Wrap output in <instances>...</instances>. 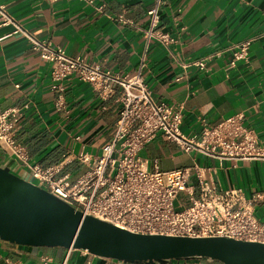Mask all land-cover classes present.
I'll list each match as a JSON object with an SVG mask.
<instances>
[{"label":"crops","instance_id":"crops-1","mask_svg":"<svg viewBox=\"0 0 264 264\" xmlns=\"http://www.w3.org/2000/svg\"><path fill=\"white\" fill-rule=\"evenodd\" d=\"M150 5V0H95L93 6L81 0H0V6H5L26 34L61 46L72 58L80 57L102 71L122 73L127 79L143 65L142 76L157 100L183 104V129L195 132L199 119L215 125L244 112L245 125L264 152V0H165L161 28L175 41L169 47L153 41L145 51V36L139 29L147 25ZM119 16L135 26L119 22ZM13 30V26H0V108L27 106L13 119L16 141L27 148L33 163L43 167L61 161L67 150L100 154L114 133L120 88L115 87L112 97L103 101L89 84L71 78L65 84L66 118L53 107L51 63L32 50L29 38L22 33L12 35ZM247 40H253L248 61L238 63L225 78L231 59L228 50ZM216 52L221 55L213 61L211 72L190 71L177 81L183 59ZM141 156L164 172L193 165L176 144L161 137L147 143ZM193 158L204 174H213L221 189L240 188L248 199L263 194L254 211L264 221V158L212 159L209 164L203 155ZM0 166L18 171L1 146ZM84 171V167H74V179ZM189 185L195 186V182ZM65 251L7 243L0 255L25 264H38L39 255H48L59 263ZM85 260L74 253L73 264ZM92 262L106 264L98 258Z\"/></svg>","mask_w":264,"mask_h":264},{"label":"built area","instance_id":"built-area-1","mask_svg":"<svg viewBox=\"0 0 264 264\" xmlns=\"http://www.w3.org/2000/svg\"><path fill=\"white\" fill-rule=\"evenodd\" d=\"M93 6L95 0H81ZM147 10V25L139 29L145 36V51L150 42L164 47L171 46L175 39L161 28L160 12L165 0H150ZM101 8H97L100 10ZM124 25L135 26L133 21L119 16ZM0 26H13L12 35L22 33L31 41L32 50L43 60L51 63V90L53 107L66 118L65 84L76 78L89 84L103 101L120 88V110L114 133L100 154L75 153L67 150L61 161L43 167L33 163L26 147L15 139L13 119L27 109L1 110L0 146L17 163L32 183L43 187L48 193L81 211L108 222L122 230L140 235H161L188 238L224 237L238 241L264 244V221L255 216L254 204L263 199L256 193L246 198L240 188L223 190L213 178L204 174L194 154L210 160L246 161L264 158L263 148L257 136L246 127L244 112L220 121L215 125L199 119L195 132L183 129V104L159 101L142 76L143 65L131 79L122 73L102 71L97 65L86 64L80 58H72L59 45L31 38L0 6ZM253 40L232 46L228 51L231 59L225 67L228 71L240 62L249 59ZM221 53H212L200 58H185L179 63L184 78L190 71L211 72L212 64ZM257 113V109L254 108ZM161 137L176 144L193 162L188 168L160 171L141 156L147 143ZM85 171L73 177L74 167ZM194 181L195 186H190ZM79 252L84 264H94L96 258L85 251L66 249L61 262L56 263L48 255H39L38 264H73V255ZM100 259V258H98ZM106 264H126L112 259H101ZM0 264H25L0 255ZM181 264H200L187 262Z\"/></svg>","mask_w":264,"mask_h":264},{"label":"water","instance_id":"water-1","mask_svg":"<svg viewBox=\"0 0 264 264\" xmlns=\"http://www.w3.org/2000/svg\"><path fill=\"white\" fill-rule=\"evenodd\" d=\"M15 164L18 171L0 166V242L85 251L126 264H264L262 243L224 237L140 235L84 215L26 181V173Z\"/></svg>","mask_w":264,"mask_h":264},{"label":"rangeland","instance_id":"rangeland-1","mask_svg":"<svg viewBox=\"0 0 264 264\" xmlns=\"http://www.w3.org/2000/svg\"><path fill=\"white\" fill-rule=\"evenodd\" d=\"M17 175H19V174H17ZM24 179H25L26 181L32 182V179H31L29 176L24 177ZM6 244H7V243H5V242H0V251H1V247H2V246H5Z\"/></svg>","mask_w":264,"mask_h":264},{"label":"trees","instance_id":"trees-1","mask_svg":"<svg viewBox=\"0 0 264 264\" xmlns=\"http://www.w3.org/2000/svg\"><path fill=\"white\" fill-rule=\"evenodd\" d=\"M201 264H208V263H206V262H200Z\"/></svg>","mask_w":264,"mask_h":264}]
</instances>
